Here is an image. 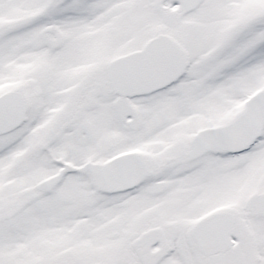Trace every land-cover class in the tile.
Masks as SVG:
<instances>
[{
    "label": "snow or ice",
    "instance_id": "1",
    "mask_svg": "<svg viewBox=\"0 0 264 264\" xmlns=\"http://www.w3.org/2000/svg\"><path fill=\"white\" fill-rule=\"evenodd\" d=\"M0 264H264V0H0Z\"/></svg>",
    "mask_w": 264,
    "mask_h": 264
}]
</instances>
